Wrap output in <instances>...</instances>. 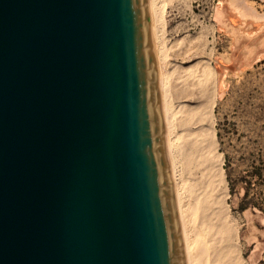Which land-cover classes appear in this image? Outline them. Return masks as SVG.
<instances>
[{
  "label": "water",
  "instance_id": "95a60500",
  "mask_svg": "<svg viewBox=\"0 0 264 264\" xmlns=\"http://www.w3.org/2000/svg\"><path fill=\"white\" fill-rule=\"evenodd\" d=\"M148 0H0V264H185Z\"/></svg>",
  "mask_w": 264,
  "mask_h": 264
},
{
  "label": "rangeland",
  "instance_id": "374dc122",
  "mask_svg": "<svg viewBox=\"0 0 264 264\" xmlns=\"http://www.w3.org/2000/svg\"><path fill=\"white\" fill-rule=\"evenodd\" d=\"M218 1L154 0V7L159 10L158 16H161L158 17L161 21L158 23L157 44L160 43L158 47L163 49L160 48L162 57L166 56L165 60H161L164 64L161 66L163 72L158 74V86L160 76L165 79L170 95L168 102L174 109L172 133L174 136L180 135L174 145V151L178 147L174 159L175 176L179 182L181 177L189 181L186 186L188 192L185 194L189 195L190 200H195L197 196V189L193 186L195 182L192 181L201 176V169L195 162L188 161L184 154L186 149L182 147L185 149L183 151L179 148L182 144L180 140L200 125H210L212 132L214 131L215 154L220 155L218 160L223 170L217 193L224 199V209L230 219L231 230L234 229L231 242L236 246V264H254L249 257L251 250L255 249L259 256L264 249V45L257 44L255 52L247 59L248 62L233 60L232 65L228 66L233 53V39L218 28L214 17ZM242 2L246 3V10H250L247 9L249 6L252 11L247 21L264 24V0ZM237 15L241 17V14ZM240 20L243 22L244 18ZM256 28L253 26L250 33L256 34ZM219 60L229 67L225 77L226 91L222 98L215 97V69ZM242 64H248L246 67H249L233 73L232 67ZM208 67H211L210 70ZM198 84L202 87H198ZM198 109L208 115L204 118L202 116L200 124H194V120L184 121L186 115H190L189 110L195 112ZM185 163L189 166L185 167ZM190 182L192 186H189ZM197 216L196 223L200 226V214ZM256 264H264V260Z\"/></svg>",
  "mask_w": 264,
  "mask_h": 264
},
{
  "label": "bare ground",
  "instance_id": "6f19581e",
  "mask_svg": "<svg viewBox=\"0 0 264 264\" xmlns=\"http://www.w3.org/2000/svg\"><path fill=\"white\" fill-rule=\"evenodd\" d=\"M234 1L219 0L216 6L215 16H214L215 19L217 20L218 28L226 32L227 35H229L233 39L231 46L233 53L231 54L230 57L231 60L229 64H227L228 66L232 65L233 60L246 61L255 52L257 44L264 45V24L254 23L252 20L247 21V18L252 12L250 11L251 8H249L248 6L247 9L250 10L249 11L246 10V6H244L246 5V3L242 2V0H239L241 2H239L238 0H237L238 2H234ZM155 7H154V0H148V13L150 17V26L152 31L151 34L152 43L154 45L156 59H157L156 63L159 71L158 74L161 75V72H163L161 70V66L162 64H164L163 62H161V60L164 59L166 56L162 57L163 55L161 51L162 47H160L161 48L160 49L158 47L159 46L158 44L160 43L157 44L158 41L157 30H159L158 23H160L159 20L161 18L160 19L158 18L160 15L158 16L157 11L159 10H156ZM235 12L241 14V17H239ZM241 18H244L243 22L240 20ZM159 26H161V24ZM253 26L254 27L256 26L257 27L256 29H258L256 34L254 32L250 33L251 31L250 29L253 28ZM256 59H258V56ZM216 64H217L216 65L217 68L215 69V88H216L215 97L222 98V96L225 94L226 91L225 77L228 72L227 69L228 66H225V64L221 60H219V62H217ZM247 65L248 64H242L240 66H237L236 68L233 66L232 67L233 73L243 71ZM209 68L211 67H208V69ZM212 72H214L213 69ZM198 78L196 80H198ZM201 79L205 80L206 78L205 79L201 78ZM164 80H165L164 78L162 79L159 76L158 87H159V92H160L159 94L161 99L160 109L162 106L161 113L163 114L162 118L164 123V130H165L166 151H167L169 169L171 173L170 176H172L171 179H172V186L174 193V201H175V208H176L179 228L181 232L184 263L185 264H236V258L234 254V249H235L234 247L236 246H233L232 243L234 242H231V237H232L231 234L233 232L232 230L234 229L231 230L232 226L229 223L230 219L226 214V209H224V204H223L224 199L220 194L217 193L218 184L222 182L223 170L218 160V157H220V155L218 154L219 156H217L215 154L216 151L214 149V131L212 132L210 125L208 126L200 125L197 127L198 124H196L195 127L197 128L193 129L194 131L192 132L190 131L191 133H188L187 131L189 135L186 137L183 136L184 138L182 137V139L180 140L182 144L180 145L181 147L179 148H181L183 151L186 149L184 151V154L189 159L187 160L189 162L190 160L195 162V164H197L201 169V170L199 169L201 176L199 178L197 176L196 180L192 181V183L195 182L193 186L195 189H197L196 191L197 196L195 200H190L189 195L187 196L185 194L186 191L188 192V188H186V186H187V182L189 181L188 180L186 181L180 176L181 178L179 182L175 176L176 170L174 167V163H175L174 159L176 153L175 151L176 148L178 147L176 146L174 151V145L175 142L179 139L180 135L174 136L172 133L173 132L172 120L174 116V109L170 107L169 104L170 101L168 102V96L170 95H168L169 93H168L167 85H165ZM202 80H200V82H202ZM200 82L198 81V83ZM166 83L168 84V82ZM199 85L200 84H198V87ZM200 86L202 87V85ZM189 112L190 115L187 114L184 121L194 120V124L195 122L199 123L202 120V116L204 118V116L207 115V112L206 113L205 111L202 112L200 109L196 110L195 112L193 110H189ZM182 147H184L185 149H183ZM182 150H180L181 153H183ZM182 155L183 154H181V156ZM182 159L184 160V157ZM184 161L186 162V160ZM181 163H183V161ZM188 163L187 164L185 163L183 165L189 166ZM191 165L194 166V164L192 163ZM178 169L179 168H177V170ZM179 175L180 174H178V176ZM189 186H192L191 182L189 183ZM189 188L191 189V187ZM198 213L200 214V218H201L200 226H198L196 223V218L199 217L197 216L199 215Z\"/></svg>",
  "mask_w": 264,
  "mask_h": 264
},
{
  "label": "crops",
  "instance_id": "0c3cea01",
  "mask_svg": "<svg viewBox=\"0 0 264 264\" xmlns=\"http://www.w3.org/2000/svg\"><path fill=\"white\" fill-rule=\"evenodd\" d=\"M252 244L255 245V242H253ZM249 257L252 263L254 264L259 263L260 261L264 260V249L259 256H258V252L255 249H252L251 253L249 254Z\"/></svg>",
  "mask_w": 264,
  "mask_h": 264
}]
</instances>
